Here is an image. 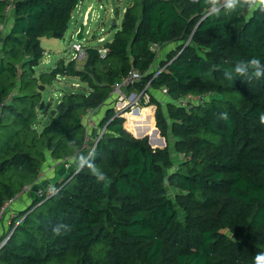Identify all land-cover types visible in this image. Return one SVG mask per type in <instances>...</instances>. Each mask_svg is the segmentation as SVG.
<instances>
[{
    "label": "trees",
    "instance_id": "1",
    "mask_svg": "<svg viewBox=\"0 0 264 264\" xmlns=\"http://www.w3.org/2000/svg\"><path fill=\"white\" fill-rule=\"evenodd\" d=\"M14 1L7 11L0 0V209L26 185L33 199L0 227V243L9 234L0 264H254L264 253V77L232 83L217 67L264 61V11L206 16L203 0H133L105 57L89 46L86 60L60 59L41 74L43 84L58 76L87 84L41 107L42 38L64 35L83 0ZM133 69L141 78L121 91L144 92L155 115L126 114L125 122L107 107L95 146L96 166L111 181L105 187L87 168L77 171L70 141L84 153L92 148L89 111L112 101ZM221 112L228 121L218 119ZM41 113L50 114L43 128ZM156 127L164 147L152 146L161 137ZM144 134L152 144L136 137ZM49 157L63 168L55 182L42 180ZM49 184L59 192L39 197L36 189ZM56 225L71 230L57 235Z\"/></svg>",
    "mask_w": 264,
    "mask_h": 264
},
{
    "label": "rangeland",
    "instance_id": "2",
    "mask_svg": "<svg viewBox=\"0 0 264 264\" xmlns=\"http://www.w3.org/2000/svg\"><path fill=\"white\" fill-rule=\"evenodd\" d=\"M132 2L133 0H86L81 13L78 12L77 8L74 10L72 14V19L69 23V27L63 36L58 37L55 35L52 37L42 38V46L45 49V53L41 62L37 66H35V75L37 78H39V90L41 91L43 98L41 103L44 102L47 105L51 103L52 107H55L56 104L61 100L62 94L65 91H70L74 88L80 89L82 88L81 84L87 85L86 83H82L79 78L71 76H58L55 80H53L52 83L48 82L43 84L40 77L42 73L51 71L60 59L65 60V62H69L70 60L75 59V45H73L74 41L77 40L78 42H81L85 45V47H101L103 45H106L108 42L112 41L115 33L119 30L121 26L125 8L128 7ZM81 24H84L83 36L81 39H78L77 34L79 32ZM101 38H104V41H101ZM173 46L174 43H169L159 49L158 51L160 55L158 58L162 59L166 57L167 53L169 52V49ZM159 59L155 62V68L158 67V63L160 61ZM78 61L77 64L81 65L82 63ZM104 64L105 62H102V65ZM156 92V96L160 97L162 91L157 90ZM134 94L136 95L133 96L127 91L126 94L124 93V96L119 93L118 95L113 96L112 101L104 105L103 108H101L93 116V120L96 123V128L94 129H97V131L103 129L99 126V121L104 116V113L107 107L109 106H114L115 111L118 112L117 115L123 116L125 118V122L127 120L126 114L130 112H137V108H139V112L137 113H140L144 109V111L146 112L145 117L153 116L155 113V105H146L149 102L150 97L147 95L143 96L144 92H134ZM119 108H122V110H119ZM49 122L50 114L41 113L37 120V125L40 128H43V126L45 124H48ZM94 129L93 127H90L88 129L87 123L88 140H85L86 143H88L87 148H89L91 142L95 143V140L89 138L92 137ZM93 146L91 147L93 148ZM173 156L176 160L180 157L178 154L175 153H173ZM54 164L55 160L49 157L48 160L44 163L42 171L47 172L49 167ZM52 175V173H47L45 177H53ZM58 177L59 176H57L55 180H57ZM169 189L170 195L173 197L175 195L176 189L170 186ZM28 195V192L23 193L20 197L21 199L17 200L10 208H13V206H17V210H25L32 202L31 200L33 199V197H30V199L23 201V203L21 202V200L22 198H25ZM6 216L7 213L5 214V218ZM5 218L0 221L1 228L5 224Z\"/></svg>",
    "mask_w": 264,
    "mask_h": 264
},
{
    "label": "clouds",
    "instance_id": "3",
    "mask_svg": "<svg viewBox=\"0 0 264 264\" xmlns=\"http://www.w3.org/2000/svg\"><path fill=\"white\" fill-rule=\"evenodd\" d=\"M206 6V16H217L221 10L235 11L237 9H247L249 12H255L256 10L264 11V0H203ZM217 71L222 72V78L228 81H233L237 78H241L244 82L249 84L254 79H260L264 77V61L258 57H252L246 61H238L231 68L217 67ZM218 119L228 121L229 115L227 112H221ZM259 121L264 125V113L259 116ZM73 147H76V155L73 157L77 171L87 168L90 173L96 178L98 183H103L107 187L111 181L107 175L96 166L95 148H91L87 153L80 151L76 146L74 140L70 141ZM59 192V189L55 186L49 187V195L55 196ZM63 231H70L71 229L67 225H56L52 231L59 235ZM254 264H264V253H258L254 258Z\"/></svg>",
    "mask_w": 264,
    "mask_h": 264
},
{
    "label": "built area",
    "instance_id": "4",
    "mask_svg": "<svg viewBox=\"0 0 264 264\" xmlns=\"http://www.w3.org/2000/svg\"><path fill=\"white\" fill-rule=\"evenodd\" d=\"M8 3H7V8L6 10L7 11H11L12 9L15 8L16 6V2L14 0H7ZM101 41H104V38H101L100 39ZM73 45H75V59L76 60H79V61H84L87 59L88 57V50H87V47H85L84 44H82L81 42H78L77 40L73 42ZM160 46H158V44H154L153 45V49L155 50H158ZM108 52V47L106 45H103L101 47H99V53H100V56L101 57H105L106 54ZM141 78V74L138 70H135L133 69L127 76H125L122 80V82H120L119 84H117L115 87H114V90L118 91L121 95L124 96V94L122 93L121 91V86H125V85H128V84H133L135 83L136 81H138L139 79ZM165 91H167V89H164ZM133 96H135L136 94H132ZM203 98L202 96H192L191 97V100L193 101H197L199 99ZM187 103V102H186ZM183 104H185V102L183 101ZM119 110H122V108H119ZM94 113H95V110H90L89 113H88V129L90 127H93V128H96V123L95 121L93 120V116H94ZM105 131V128H103L102 130H99L98 131V134L97 136L95 137L96 138V141L102 136V134L104 133ZM86 138L88 139V130L86 132ZM69 157L68 158H65V165L67 168L70 167V163H69ZM50 186H53L51 184H49L47 187H39L36 189V193L39 197H44V196H50L49 195V187ZM33 187L31 186H28L26 185L23 190H21L20 192H18L17 194H15L14 196L8 198L3 206L1 207L0 209V221L3 220L5 218V214L7 213L8 217V223L11 224L13 219L15 217H17L18 213L15 212V211H12L11 212V206L13 205V203H15L17 200H19V197L25 192V191H28V190H32ZM23 218L19 219L18 220V223L20 221H22ZM9 237V234L7 237H5L3 239V241L0 243V248L2 247V245L4 243H6L7 239Z\"/></svg>",
    "mask_w": 264,
    "mask_h": 264
},
{
    "label": "crops",
    "instance_id": "5",
    "mask_svg": "<svg viewBox=\"0 0 264 264\" xmlns=\"http://www.w3.org/2000/svg\"><path fill=\"white\" fill-rule=\"evenodd\" d=\"M85 2H86V0H83V1L78 5V7H77L78 12L81 13L82 9L84 8ZM89 6H91V5H89ZM154 107H155V106H154ZM154 115H155V113H154ZM73 160H74V159H73ZM59 163H60L59 160H55V164H54V165H51V166L49 167L48 171H47V172L45 171V173H43L44 176H43L42 180H44V181H46V182H51V181H52V182H55V179H56L57 176L62 177V176H60V175H61L60 169L62 168V166H60L61 164H59ZM59 167H60V168H59ZM62 169H63V168H62ZM47 173H52V174H53V175H52L53 177H45V175H46ZM42 180H41V181H42ZM30 197H31V195H28L27 197L22 198L21 202L23 203V201H25V200H27V199H30ZM13 204H14V203H13ZM16 207H17V206H16ZM16 207L13 206V208H11V212H12V211H20V210H17Z\"/></svg>",
    "mask_w": 264,
    "mask_h": 264
},
{
    "label": "water",
    "instance_id": "6",
    "mask_svg": "<svg viewBox=\"0 0 264 264\" xmlns=\"http://www.w3.org/2000/svg\"><path fill=\"white\" fill-rule=\"evenodd\" d=\"M83 30H84V24H81L80 29H79V32L77 34V38L78 39H81L82 38V36H83ZM55 35L58 36V37H61V36H63V33H57ZM44 104L45 103L42 102L41 103V107H44ZM155 109H156V107H155ZM136 111L139 112V108H137ZM52 113L54 114V110H52ZM156 134H159V136H161L160 135V132H159V129L157 127H156ZM144 136H148L149 137V142L151 143V139H152V135L151 134H144L142 136H136V137H144ZM165 145H166V142H165V138L163 136H161L158 141H155L152 144L153 147H164Z\"/></svg>",
    "mask_w": 264,
    "mask_h": 264
},
{
    "label": "bare ground",
    "instance_id": "7",
    "mask_svg": "<svg viewBox=\"0 0 264 264\" xmlns=\"http://www.w3.org/2000/svg\"><path fill=\"white\" fill-rule=\"evenodd\" d=\"M133 111H134V110H133ZM128 115L144 118L145 115H146V112H145L144 109H143L140 113H137V112H130V113H128ZM100 138H101V137H100ZM100 138H99V139H100ZM99 139H98V140H99ZM98 140L96 141V138H95V143H94L93 148H95L96 143L98 142ZM63 162H64V164H65V161H64V160H63ZM69 163H70V162H69ZM65 166H66V165H65ZM70 166H71V163H70ZM66 168H67V167H66Z\"/></svg>",
    "mask_w": 264,
    "mask_h": 264
}]
</instances>
